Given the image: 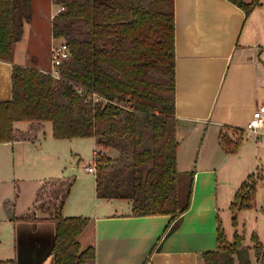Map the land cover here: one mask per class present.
<instances>
[{
	"label": "trees",
	"instance_id": "trees-1",
	"mask_svg": "<svg viewBox=\"0 0 264 264\" xmlns=\"http://www.w3.org/2000/svg\"><path fill=\"white\" fill-rule=\"evenodd\" d=\"M52 1L63 8L53 18V36L65 40L71 54L59 67L60 78L14 64V44L32 20L33 0H0V61L13 64V97L0 100V143L35 142L46 122L58 140L95 138L104 150L96 167L99 198L130 200L133 216L182 215L190 208L194 172L181 198L174 0ZM230 1L246 14L258 5L257 0ZM19 122H27V128L18 129ZM107 148L118 155L108 156ZM74 182L45 180L35 208L16 217L35 221L40 212L55 222L52 264H96L95 247L82 249L79 242L89 218L62 214ZM239 192L242 210L251 209L256 183L251 179ZM227 241L219 226L218 250L203 255L205 264H252L250 248L237 234L232 244ZM255 251L264 264L258 240Z\"/></svg>",
	"mask_w": 264,
	"mask_h": 264
},
{
	"label": "crops",
	"instance_id": "crops-1",
	"mask_svg": "<svg viewBox=\"0 0 264 264\" xmlns=\"http://www.w3.org/2000/svg\"><path fill=\"white\" fill-rule=\"evenodd\" d=\"M50 1L53 4L50 16L53 46L58 40L53 36V17L58 6ZM243 1L251 3L253 0ZM257 2L251 13L246 14L230 0H174L177 167L180 175L194 172L190 208L176 218L172 215L133 216L130 200L125 202L124 199L97 196L96 174L92 173V186L78 194L72 189L62 214L89 218V224L79 239L86 240L84 246L80 243L82 249L95 247L96 264H205L203 255L218 250L219 226L226 239L231 241L220 219L219 190L220 186L229 183L219 178L222 164L218 167L212 163L198 164V161L196 164L192 159L182 165V159L188 156L191 147L193 152L195 147H201L203 134L214 138L219 134L221 146L224 132L231 135L248 132L256 110L264 105V0ZM35 6L41 9L43 2L32 3L33 9ZM32 21L33 16L30 23ZM43 21L41 15L35 24L36 30H41L39 25ZM26 25L28 22L20 42L25 38ZM14 64L20 65L15 58ZM37 68L46 71L43 67ZM12 71L13 64L0 61V100L13 97ZM196 141L198 144L194 146ZM183 142L184 152L181 149ZM242 143L243 139L240 140ZM33 150L40 154L44 151L39 134L35 142L0 143L1 262L16 260L17 264H52L55 222L40 212L35 221L16 217L30 210L27 204L31 202L32 205L34 199L32 194L21 205L20 185L34 186L37 194L45 180L60 178L51 175L48 167L61 164L60 155L64 149L51 153V161L44 164L36 161L38 154H33ZM24 151L33 154L34 158L27 160L22 154ZM105 154L115 157L118 152L107 148ZM223 155L221 152L217 157L222 163L228 154ZM258 178L259 175L253 174L247 180L255 179L256 190ZM35 200L36 197L34 203ZM255 204L250 210L255 208L252 213L257 215L256 225L261 227L263 224V229L257 231L259 233L253 241L256 244L258 240L264 245V207L258 208ZM248 247L252 264H257L255 245L248 244Z\"/></svg>",
	"mask_w": 264,
	"mask_h": 264
},
{
	"label": "rangeland",
	"instance_id": "rangeland-1",
	"mask_svg": "<svg viewBox=\"0 0 264 264\" xmlns=\"http://www.w3.org/2000/svg\"><path fill=\"white\" fill-rule=\"evenodd\" d=\"M38 2H43V6H40L41 9L38 6H35L34 9L32 7L33 21L32 23L28 22V25H26L27 27L24 40L17 46L15 45L14 58L20 65L43 67L46 69V72L50 74L52 72V40H50L52 28L50 16L53 4L50 0H33L32 3H36L37 5ZM54 7L57 9V6ZM61 8L62 7H58V11ZM52 9L54 11V8ZM41 15L44 21L41 22L40 25H44L45 27H41L39 25L41 30H36L35 24L41 18ZM62 43H65V40H56L54 42V44ZM27 126V122L17 123V127L21 130H25ZM224 133V142L221 146L218 142L219 134L216 135V138L211 137L210 134L208 136L203 134L202 142L200 143L201 147H195L194 152L191 147V151L188 156H185V158L182 159V165L184 164L183 162L187 163L192 159L196 162V164L197 161L198 164H202L204 162L207 164L212 163L215 167L221 166L222 164L221 169H219L220 173L218 172L219 178L229 181L228 185L220 186L219 190L220 219L222 221V227L225 230V233L230 236L231 241H227L228 243L232 244L235 241V235L237 234L238 239L241 240L242 246L245 248L248 247V244L255 245L253 239L256 240L255 236L259 233L257 231L263 229V224L261 227L256 225L257 215L252 213L255 211V208L252 211L250 209L242 210V198L235 199V195H242V192H239V190L242 185L247 182L249 176L254 174L258 177L259 175L257 180L258 190L256 192L257 197L255 206L257 205L258 208L264 207V130H261L259 134H253L246 131L245 133H241V131H239L236 135H231L228 132ZM39 138L44 143V151L40 154L39 152L33 150V154H38V156H36L38 160L36 161L42 164L51 161V153L64 149V153H61L60 155L61 164L58 163L57 167H48V171L51 172V175L60 178H74L75 182L72 188L74 194H78V192L92 186L94 175L86 171V166L91 163V160L94 157V151L97 149L94 138H74L57 141L58 139H54L53 137L51 122H46L44 124V127L39 132ZM241 139H243V143L237 146V142H240ZM197 144L198 141L195 142L194 146ZM181 149L183 152L184 149H186L185 142H183ZM221 152H223V156L228 154L223 163L221 159L218 160L217 158L221 155ZM22 154L27 160L29 157L34 158L33 154H28V151H24ZM206 156L209 158H206ZM252 180L255 182V179ZM190 183V173L183 172L180 175L179 181V194L181 198L187 196L191 185ZM20 186L22 188L20 200L21 205L22 203H26L32 194L35 199L36 192L34 191V186ZM225 191L228 193H225ZM13 197L11 198L12 201L14 200ZM49 198L50 197L47 195L42 197V199H44V201L46 200L47 203ZM34 199L32 205L31 202L27 204L30 209L35 208ZM124 200L125 202H128L127 199ZM259 215L260 214L258 213V216ZM80 243L84 246L86 240L82 238ZM255 256L257 259V255ZM237 263L239 264L238 260H236L235 264ZM257 264L260 263L258 262Z\"/></svg>",
	"mask_w": 264,
	"mask_h": 264
},
{
	"label": "built area",
	"instance_id": "built-area-1",
	"mask_svg": "<svg viewBox=\"0 0 264 264\" xmlns=\"http://www.w3.org/2000/svg\"><path fill=\"white\" fill-rule=\"evenodd\" d=\"M60 10H63V8H61ZM51 54H52L51 56V65H52L51 71L52 72L51 73L49 72V73L55 78H60L59 67L62 65V63L65 60H68L70 58L71 56L70 50L66 43L53 44L51 48ZM247 129L249 133H253V134H259L261 130H264V105L260 106L256 110L255 115L250 121ZM103 152L104 150L99 149V148L95 150L94 157L91 163L86 166V170L88 172H91L94 174L97 173L96 167H97L98 154L103 153Z\"/></svg>",
	"mask_w": 264,
	"mask_h": 264
}]
</instances>
